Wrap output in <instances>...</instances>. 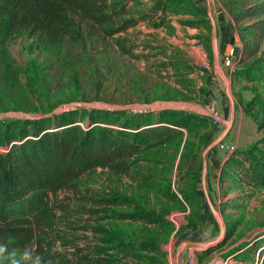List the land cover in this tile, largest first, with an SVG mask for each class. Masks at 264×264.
Listing matches in <instances>:
<instances>
[{
    "label": "rangeland",
    "instance_id": "rangeland-1",
    "mask_svg": "<svg viewBox=\"0 0 264 264\" xmlns=\"http://www.w3.org/2000/svg\"><path fill=\"white\" fill-rule=\"evenodd\" d=\"M110 1L133 23L125 30L76 18L79 37L57 46L26 34L0 43V135L67 113L82 127L92 111L121 113L96 120L114 128L188 114L190 132L139 152L128 172L82 175L68 195L84 210L57 212L60 231L107 241L106 264H187L202 252L264 264V250L252 253L264 244V170L248 178L242 161L264 167V0ZM14 260L31 264L5 247L0 264Z\"/></svg>",
    "mask_w": 264,
    "mask_h": 264
},
{
    "label": "trees",
    "instance_id": "trees-1",
    "mask_svg": "<svg viewBox=\"0 0 264 264\" xmlns=\"http://www.w3.org/2000/svg\"><path fill=\"white\" fill-rule=\"evenodd\" d=\"M124 13V6L110 0H0V43L26 34L43 45L57 46L79 37L76 18L97 26L117 24L109 32L114 34L133 24L117 20ZM115 115L92 111L82 127L67 113L26 122L8 137L0 135V147L5 146L0 150V244L8 251L23 254L27 249L33 257H41V264H106L99 243L107 241L64 236L56 213L84 210L76 207L83 197L68 195L75 193V182L82 175L99 168L126 173L135 155L182 137L180 129L190 132L194 119L181 112H163L154 123L145 115H130L116 128L96 121ZM242 158L251 166L248 178L260 176L261 161L251 155ZM61 193L64 197L58 200ZM259 248L263 251L264 244H254L252 253Z\"/></svg>",
    "mask_w": 264,
    "mask_h": 264
},
{
    "label": "crops",
    "instance_id": "crops-1",
    "mask_svg": "<svg viewBox=\"0 0 264 264\" xmlns=\"http://www.w3.org/2000/svg\"><path fill=\"white\" fill-rule=\"evenodd\" d=\"M197 250L199 251V249ZM260 250L261 249L259 248V250L257 251H259L260 253ZM205 253L206 252H202L200 254L197 253L195 256L192 257V261H189L187 264H213L212 262L215 261V257H212L211 253L208 255L206 254V256ZM202 255L205 257L202 258Z\"/></svg>",
    "mask_w": 264,
    "mask_h": 264
},
{
    "label": "clouds",
    "instance_id": "clouds-1",
    "mask_svg": "<svg viewBox=\"0 0 264 264\" xmlns=\"http://www.w3.org/2000/svg\"><path fill=\"white\" fill-rule=\"evenodd\" d=\"M4 251H5V245L0 244V253H3ZM13 255H14V253H13ZM23 258L26 260L31 258V264H41V257L39 255H35L33 257L32 253L27 249L23 253ZM13 264H19V262L14 260Z\"/></svg>",
    "mask_w": 264,
    "mask_h": 264
},
{
    "label": "built area",
    "instance_id": "built-area-1",
    "mask_svg": "<svg viewBox=\"0 0 264 264\" xmlns=\"http://www.w3.org/2000/svg\"><path fill=\"white\" fill-rule=\"evenodd\" d=\"M134 113H135V111H134ZM214 120L217 121L216 118H214ZM220 148L225 150L226 152H229V153H231L234 150V148L232 146H229L226 144H220Z\"/></svg>",
    "mask_w": 264,
    "mask_h": 264
},
{
    "label": "water",
    "instance_id": "water-1",
    "mask_svg": "<svg viewBox=\"0 0 264 264\" xmlns=\"http://www.w3.org/2000/svg\"><path fill=\"white\" fill-rule=\"evenodd\" d=\"M237 40V39H236ZM236 46H237V44H235ZM227 48H229V47H227Z\"/></svg>",
    "mask_w": 264,
    "mask_h": 264
}]
</instances>
